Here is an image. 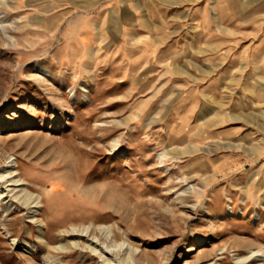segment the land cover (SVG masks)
Instances as JSON below:
<instances>
[{
    "label": "rangeland",
    "instance_id": "obj_1",
    "mask_svg": "<svg viewBox=\"0 0 264 264\" xmlns=\"http://www.w3.org/2000/svg\"><path fill=\"white\" fill-rule=\"evenodd\" d=\"M101 1L0 0V264H264V0Z\"/></svg>",
    "mask_w": 264,
    "mask_h": 264
},
{
    "label": "crops",
    "instance_id": "obj_2",
    "mask_svg": "<svg viewBox=\"0 0 264 264\" xmlns=\"http://www.w3.org/2000/svg\"><path fill=\"white\" fill-rule=\"evenodd\" d=\"M160 1L161 3L168 2L167 0H158V4H160ZM207 1L208 0H203L199 9H196L193 4L196 3L197 0H189V19L192 23H196L198 20H203L202 15L200 13L207 8ZM100 3L112 4L116 5V8L119 7V9H124L127 15L125 16V18L137 17L138 14L142 13L143 19H150L151 12L153 14L158 13L160 14V16H162L161 14H164V11H161L158 7L155 8V0H102ZM152 18H154V15L152 16ZM136 34L142 36L146 35L145 32H136ZM142 41L143 43H145L144 40Z\"/></svg>",
    "mask_w": 264,
    "mask_h": 264
},
{
    "label": "bare ground",
    "instance_id": "obj_3",
    "mask_svg": "<svg viewBox=\"0 0 264 264\" xmlns=\"http://www.w3.org/2000/svg\"><path fill=\"white\" fill-rule=\"evenodd\" d=\"M16 170L12 169V165H11V168L9 170L6 171V173H3V174H0V183H2L3 185H5L6 182H8L6 184L7 185H12L13 187L12 188H7V190L9 192L11 191H14L15 190V187H17L18 185H21L22 182L21 181H24L22 179L19 178H15L14 176L16 175ZM6 186L4 189H6ZM2 187V185H1ZM4 187V186H3ZM2 195H4L2 192H1ZM1 196V195H0ZM13 198L17 199L19 202L21 203H27V201H30L29 198L30 197V194L26 193L25 189L24 188H19L17 190L14 191V193L12 194ZM34 199V198H32ZM37 200V199H36ZM38 201V200H37ZM34 203V201H32ZM36 203V202H35ZM29 205V203H28ZM35 205V204H34ZM36 206V205H35ZM79 235V234H78ZM92 242V241H90ZM96 243V242H95ZM92 249L94 251H96L95 247H92ZM106 249H104L103 251L100 252V257L107 263V264H113V261L111 259H108L105 257V251ZM126 254H129L128 252L125 253ZM124 255V254H123ZM258 256V254H255V251H251L249 252L247 255L245 256H242V257H236L233 264H247V263H251L256 257ZM127 257V256H126ZM125 257V258H126ZM124 258V259H125ZM208 264H215V263H208Z\"/></svg>",
    "mask_w": 264,
    "mask_h": 264
}]
</instances>
